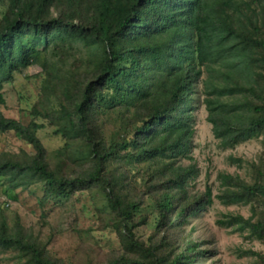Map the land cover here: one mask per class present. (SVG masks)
<instances>
[{
  "label": "trees",
  "instance_id": "1",
  "mask_svg": "<svg viewBox=\"0 0 264 264\" xmlns=\"http://www.w3.org/2000/svg\"><path fill=\"white\" fill-rule=\"evenodd\" d=\"M41 60L49 107L28 124L0 111V134L33 148L0 153V179L10 191H41L42 205L89 192L120 249L86 264H199L206 255L191 227L213 201L211 186L192 190L203 106L222 148L261 141L249 180L221 172L217 197L250 206L249 217L221 223L264 242V0H0V105L5 83ZM40 119L65 138L54 163ZM8 249L25 264H71L2 217Z\"/></svg>",
  "mask_w": 264,
  "mask_h": 264
},
{
  "label": "rangeland",
  "instance_id": "2",
  "mask_svg": "<svg viewBox=\"0 0 264 264\" xmlns=\"http://www.w3.org/2000/svg\"><path fill=\"white\" fill-rule=\"evenodd\" d=\"M75 53L79 56L78 48ZM48 58L57 61L52 55H48ZM69 58L71 60L73 56ZM42 68L43 60L29 67L23 74L16 75L14 82L5 83L6 103L0 105V111L6 117L28 124L34 117L33 111H45L49 107L40 94L44 78ZM56 99L51 96L52 106ZM206 118L207 111L203 106L195 116L191 152L198 168L192 181V190L202 194L209 185L213 197L212 203L191 221L193 238L207 251L199 264H263L258 256H252L249 251L264 254V242L251 238L248 232L240 231L236 225L221 223L231 215L249 217L253 213L250 206L225 205L217 197L223 192L218 179L221 172L237 174L249 180V161L258 159L262 151L261 141L253 138L235 149H224L213 136L212 127ZM39 121L44 123L39 136L49 151V159L54 163L57 152L65 144V138L55 135V128L48 121ZM20 150L33 152L32 146L15 133L0 134V153ZM230 156L243 158L244 167L231 164ZM62 161L67 168L69 163L64 159ZM40 197L39 190L33 195L29 190H7L4 181L0 179V220L3 217L9 224L19 221L26 231L38 237L51 255L71 264L97 262L114 255L120 249L117 234L111 227L108 228V219L98 211L95 198L89 192L55 198L45 205L41 204ZM0 264H25V260H21L15 250H0Z\"/></svg>",
  "mask_w": 264,
  "mask_h": 264
}]
</instances>
